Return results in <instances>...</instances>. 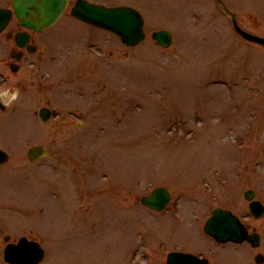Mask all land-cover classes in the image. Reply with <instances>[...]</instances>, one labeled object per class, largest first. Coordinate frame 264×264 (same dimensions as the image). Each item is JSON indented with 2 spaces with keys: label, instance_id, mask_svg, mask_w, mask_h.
<instances>
[{
  "label": "rangeland",
  "instance_id": "obj_1",
  "mask_svg": "<svg viewBox=\"0 0 264 264\" xmlns=\"http://www.w3.org/2000/svg\"><path fill=\"white\" fill-rule=\"evenodd\" d=\"M92 1L135 5L171 25L177 39L160 48L150 38L159 26L149 23V39L128 49L67 15L41 37L49 51L9 73L0 87L7 106L0 108V147L10 154L0 166V264L6 235L40 240L42 264H165L174 250L211 264H264L254 259L264 254V217L253 218L244 198L253 189L264 203V129L245 138L249 122L264 124V47L231 35L214 0ZM230 1L243 26L264 35V0ZM85 34L103 44L101 54ZM47 73H56L50 85L60 91L47 96L57 116L43 122L38 112L47 97L38 85ZM34 145L52 155L30 162ZM158 185L173 196L162 213L140 202ZM218 206L260 231V247L208 237L203 226Z\"/></svg>",
  "mask_w": 264,
  "mask_h": 264
},
{
  "label": "water",
  "instance_id": "obj_2",
  "mask_svg": "<svg viewBox=\"0 0 264 264\" xmlns=\"http://www.w3.org/2000/svg\"><path fill=\"white\" fill-rule=\"evenodd\" d=\"M66 2V0H13V7L24 26L33 28L36 31H42L56 22L62 15ZM111 11L122 14L121 10H109L91 5L85 1H79L73 13L88 22H95L113 31L118 30L117 32L127 33L131 38L127 39V41L131 44L140 41L142 38L141 30L138 29L130 32L128 22H123L122 19L116 20ZM131 13L139 18L136 13ZM9 15L10 12L0 10V25L2 22L5 23L8 20ZM137 18L136 21H138ZM242 34L252 41L264 44V39L246 33ZM154 37L165 47L171 43V36L167 32L156 33ZM2 107L4 106L2 105ZM46 154L48 152L44 147H33L29 151L30 159L33 161ZM7 157L4 152L0 151V163L5 162ZM246 198L252 200L254 198V192H247ZM169 201L170 195L163 188H158L151 196L142 198L143 204L157 211L163 210ZM250 209L256 217L264 213V207L258 201H253L250 204ZM205 231L214 236L219 242H227L230 240L241 242L247 239L251 240L253 245L259 244V237L257 235L248 236L247 230L240 223L239 219L230 211L220 208H217L213 216L207 221ZM42 258L43 252L40 247L37 244L28 243L24 239L21 240L18 246L10 245L6 249V260L14 264H36ZM257 261L261 262L262 258L258 256ZM168 264H207V261L199 260L191 254L171 253L168 258Z\"/></svg>",
  "mask_w": 264,
  "mask_h": 264
},
{
  "label": "flooded vegetation",
  "instance_id": "obj_3",
  "mask_svg": "<svg viewBox=\"0 0 264 264\" xmlns=\"http://www.w3.org/2000/svg\"><path fill=\"white\" fill-rule=\"evenodd\" d=\"M20 32H23V29L20 27V25H18V23H14L12 25V27L10 28V31L7 33V39H6V44H8L10 41L12 42V47H16L17 50H11L9 52V56L11 58V62L5 61V64H7L6 66L10 67V69L12 67H14V65L18 68H20L19 64L21 62H24L26 59H29L31 53H30V49L31 48H37L36 45V39H35V34H32L30 36V42L23 48H19L15 41H14V35L18 34ZM17 56H19L20 62H17ZM46 106V105H45Z\"/></svg>",
  "mask_w": 264,
  "mask_h": 264
},
{
  "label": "bare ground",
  "instance_id": "obj_4",
  "mask_svg": "<svg viewBox=\"0 0 264 264\" xmlns=\"http://www.w3.org/2000/svg\"><path fill=\"white\" fill-rule=\"evenodd\" d=\"M4 95V94H3ZM3 98V97H2Z\"/></svg>",
  "mask_w": 264,
  "mask_h": 264
}]
</instances>
